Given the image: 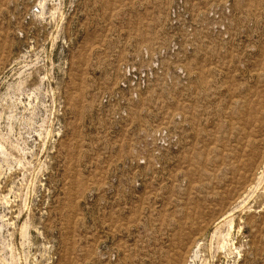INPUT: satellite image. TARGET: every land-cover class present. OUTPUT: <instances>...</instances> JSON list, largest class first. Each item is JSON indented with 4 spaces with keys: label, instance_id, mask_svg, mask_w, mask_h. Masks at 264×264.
<instances>
[{
    "label": "rangeland",
    "instance_id": "obj_1",
    "mask_svg": "<svg viewBox=\"0 0 264 264\" xmlns=\"http://www.w3.org/2000/svg\"><path fill=\"white\" fill-rule=\"evenodd\" d=\"M0 264H264V0H0Z\"/></svg>",
    "mask_w": 264,
    "mask_h": 264
}]
</instances>
